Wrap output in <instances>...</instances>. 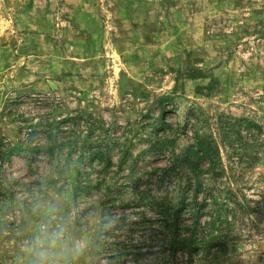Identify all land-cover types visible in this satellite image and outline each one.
Masks as SVG:
<instances>
[{"label": "rangeland", "instance_id": "374dc122", "mask_svg": "<svg viewBox=\"0 0 264 264\" xmlns=\"http://www.w3.org/2000/svg\"><path fill=\"white\" fill-rule=\"evenodd\" d=\"M53 151L98 264H264V0H0V195Z\"/></svg>", "mask_w": 264, "mask_h": 264}, {"label": "clouds", "instance_id": "9594fccd", "mask_svg": "<svg viewBox=\"0 0 264 264\" xmlns=\"http://www.w3.org/2000/svg\"><path fill=\"white\" fill-rule=\"evenodd\" d=\"M24 167L14 166L13 186L0 195V241L12 242L11 264H98L120 216L76 190L77 166L62 152L36 158L35 180Z\"/></svg>", "mask_w": 264, "mask_h": 264}]
</instances>
